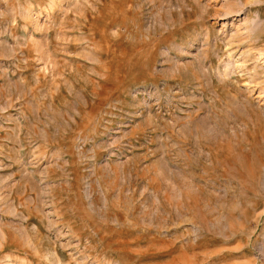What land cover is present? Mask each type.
Wrapping results in <instances>:
<instances>
[{
    "label": "rangeland",
    "instance_id": "rangeland-1",
    "mask_svg": "<svg viewBox=\"0 0 264 264\" xmlns=\"http://www.w3.org/2000/svg\"><path fill=\"white\" fill-rule=\"evenodd\" d=\"M0 264H264V0H0Z\"/></svg>",
    "mask_w": 264,
    "mask_h": 264
}]
</instances>
